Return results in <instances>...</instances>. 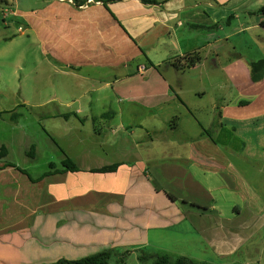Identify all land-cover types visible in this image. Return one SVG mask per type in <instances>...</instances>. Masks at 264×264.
Listing matches in <instances>:
<instances>
[{"label": "crops", "instance_id": "1", "mask_svg": "<svg viewBox=\"0 0 264 264\" xmlns=\"http://www.w3.org/2000/svg\"><path fill=\"white\" fill-rule=\"evenodd\" d=\"M158 1L43 0L27 12L26 25L49 65L69 79V97L53 99L67 109L51 116L78 119L81 147L68 156L80 170H64L63 157L53 167L49 162L50 174L32 176L0 161V264L78 258L94 249L135 251L150 244L151 232L163 236L187 225L192 215L237 220L242 214L230 197L243 185L232 157L252 149L245 141L234 148L230 137L225 143L221 138L227 131L236 137L240 126L248 132L250 125L264 123V77L254 82V60L222 42L238 33L226 24L245 17L240 33L252 26L248 17L264 0ZM263 18L255 20L261 28ZM194 53L201 60L184 66ZM210 58L212 66L205 67ZM220 70L223 84L207 77ZM226 87L244 93H221L202 104L208 91ZM99 122L103 126L96 129ZM94 139L97 151L87 146ZM113 163H119L116 171H92ZM242 194L247 200L254 196ZM236 229L228 230L229 260L244 241ZM213 241L220 253L222 244Z\"/></svg>", "mask_w": 264, "mask_h": 264}, {"label": "rangeland", "instance_id": "2", "mask_svg": "<svg viewBox=\"0 0 264 264\" xmlns=\"http://www.w3.org/2000/svg\"><path fill=\"white\" fill-rule=\"evenodd\" d=\"M41 3L43 0H0V150L4 143L9 147V153L6 149L5 153L8 154L0 161L14 164L19 167V170L24 168L32 176L41 175L49 169V162L59 164L63 157L71 156L69 153L77 152L81 147L78 143V139L81 138L77 137L76 132V127L79 125L78 119L73 118L68 121L62 117L51 116L53 112L67 109L53 99L55 97L66 99L71 92L66 88L69 79L52 69L43 55L35 32L26 25L25 20L29 16L27 12L35 11ZM258 11L256 10V13L248 17L253 19V22L245 32L240 33L238 26L239 20H246L245 17L238 21L234 20L231 25L226 24L229 30L237 27L235 31L238 33L232 40L222 42V46L236 45L237 51L242 52L248 59L255 60L262 57L264 28L259 27V23H255V20L262 15ZM210 59L206 61L205 67L212 66L213 61ZM207 77L213 82L220 81L222 84L224 83L222 81L226 79L221 70ZM207 77H204L206 82ZM221 93L231 97L235 94V97H239L244 92L239 89L229 90L227 87L219 92L208 91L201 99L202 104L208 106ZM14 112L19 113L17 119H12ZM200 119L203 121V115ZM189 122L186 123L189 124ZM186 123L183 124L187 125ZM255 124L248 127L250 128L248 132L240 126L236 137L229 136L227 131V134L223 133L221 138L225 143L230 137L234 148H240L245 141L246 146L252 149V152L246 149L240 155L237 153L232 157L243 178L240 182L243 184H240L242 188L236 186L237 193L230 196L237 200L240 209L242 207V214L237 220H214L211 214L192 215L187 225L179 224L167 230L163 236L158 232H151L150 244H140V247L134 245L133 247H139V249L129 251L124 256V263L117 261L116 258L118 254L125 253V250L119 251L114 248L115 254H112L109 264H153V259L139 258L143 252L165 253L172 257L186 253L196 261L209 260L216 264H264V123ZM100 126H103L101 122L95 124L96 129H100ZM84 130L94 137L91 124H86ZM90 141L87 142L91 145L87 146L97 151L96 140ZM33 144L34 155H31L29 151ZM226 181L229 182L228 177ZM218 192L229 197L227 190ZM242 192H246L247 195H249L248 192L253 194L255 200H251L253 198L251 196L247 200ZM230 228H237L238 236L244 239L243 242L238 243L239 249L230 259L234 262L227 257L230 253L228 247ZM184 233H187V236H183ZM47 237L44 238L45 242L51 243L50 237L48 240ZM219 237L223 239L220 241ZM214 239L215 242L222 244L220 253L216 251L218 248L212 245ZM154 245L159 250L152 248ZM96 252L97 249L87 250L84 252L86 254L78 258ZM71 255H75L74 252ZM69 259H77V257L70 256ZM56 260L58 258L51 262Z\"/></svg>", "mask_w": 264, "mask_h": 264}, {"label": "trees", "instance_id": "3", "mask_svg": "<svg viewBox=\"0 0 264 264\" xmlns=\"http://www.w3.org/2000/svg\"><path fill=\"white\" fill-rule=\"evenodd\" d=\"M105 5H107L111 1H118V0H100ZM145 4H156L159 3L158 0H141ZM260 14L264 16V6H262L259 11ZM261 24L264 26V18L261 20ZM201 60V56L199 53L189 54L188 57H186V63L184 66H194L198 61ZM176 66H181V64H177ZM182 66V67H184ZM250 75L251 79L254 82L260 81L264 77V58H260L258 60L251 61L250 64ZM110 112H105L102 114V116L108 115ZM19 113H13L12 119H17ZM34 144L31 146V150L29 153L31 155H34ZM6 146L2 145L0 150V157H4L7 153L6 152ZM64 170H70V171H78L80 170L75 161L70 158L68 155L64 158L62 161ZM10 164V163H9ZM14 165V164H10ZM119 166V163H113L110 165H105L99 168H95L92 171L95 172H113L116 171ZM50 167H53V163H50ZM51 171L45 172L44 175L50 174ZM168 195L175 200V196L172 193H168ZM114 248H105L102 249L96 253H92L90 255L77 258V259H69V258H59L56 261L53 262H43L41 264H109L110 258L112 257V254L114 253ZM128 253V251H125L123 254H118V260L124 261L125 255ZM141 260H148L153 259V264H214L210 263L208 261H196L193 258L186 256V255H180L177 257H172L165 253H148L146 254L143 252L142 255L139 256Z\"/></svg>", "mask_w": 264, "mask_h": 264}, {"label": "built area", "instance_id": "4", "mask_svg": "<svg viewBox=\"0 0 264 264\" xmlns=\"http://www.w3.org/2000/svg\"><path fill=\"white\" fill-rule=\"evenodd\" d=\"M69 1H71V2H74V0H69ZM88 2H92L93 0H87Z\"/></svg>", "mask_w": 264, "mask_h": 264}]
</instances>
